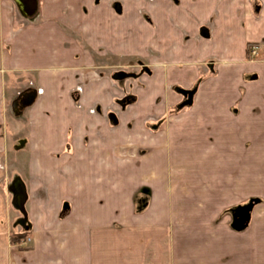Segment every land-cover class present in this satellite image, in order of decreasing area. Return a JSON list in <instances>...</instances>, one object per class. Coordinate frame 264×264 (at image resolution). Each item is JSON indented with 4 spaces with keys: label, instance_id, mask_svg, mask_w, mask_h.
Listing matches in <instances>:
<instances>
[{
    "label": "crops",
    "instance_id": "0c3cea01",
    "mask_svg": "<svg viewBox=\"0 0 264 264\" xmlns=\"http://www.w3.org/2000/svg\"><path fill=\"white\" fill-rule=\"evenodd\" d=\"M127 58L149 69L135 95L110 71ZM0 264H264V0H0Z\"/></svg>",
    "mask_w": 264,
    "mask_h": 264
},
{
    "label": "rangeland",
    "instance_id": "374dc122",
    "mask_svg": "<svg viewBox=\"0 0 264 264\" xmlns=\"http://www.w3.org/2000/svg\"><path fill=\"white\" fill-rule=\"evenodd\" d=\"M132 48H134V47H131V48L128 47V50L134 52L135 50L132 49ZM110 63H113V64L116 63L117 64L118 62H116V61L113 62V60L110 59ZM119 64L120 65H124V67L121 68V69H118V70H110V71H113V73L115 72V74L112 76V78L120 80L118 82V85L121 86V89L122 88L124 90L125 89H127V90L129 89L130 91H132V94L135 95L136 94V90L138 89L137 87L141 86L140 80H139V76L142 75L143 73L147 72V70H149V69L147 68L145 62L141 61V60H138V58H135V60L134 59L129 60V58H127V59H124L123 61L119 62ZM132 101H133L132 99L126 98V99L122 100V102H121L122 104H120V105H123V107H124V105L131 104ZM186 102L187 101L185 100L184 103H183L184 105L181 106L182 108L187 105V104H185ZM31 110H32V107L29 108L26 111L25 115L22 116V118L20 117L19 119H15L14 117H10L12 123L9 124L10 126H9V133L8 134L11 137V141H10L11 144L13 142L12 136H14V134L16 133L15 132V127H16L15 125H17V126L19 125L20 126L19 130L22 131V133H24V132L26 133V131L29 132V129H30V118H29V116H30ZM140 110H142V109H140ZM178 110H179V108H178ZM98 111L97 110H93L92 113L93 114H95V113L97 114ZM101 111L102 110H100V112ZM160 126H159V128H160ZM95 143H98V141H96ZM213 143L214 142H212V141H208L207 145L209 147H211V145ZM95 147H97V144L95 145ZM14 148H15V146H13V148L11 146V151H10L11 153L9 154V158L8 159L10 160V162H13V163L15 161H17V160H21L20 168H24L25 169L23 173H17V174H14V175H16V176L20 175V177H22L24 179H27L25 171L27 170L28 165H29V152L27 151L29 149L22 150V151H15ZM217 149H218V147L217 148H213L209 152L206 151L207 156H213V155L217 154L218 153V151H216ZM130 151H132L133 153H136L134 150H130ZM167 158H168L169 162L172 161L170 157L167 156ZM223 159H225V158H223ZM179 168H181V171L185 170L188 174L200 175L202 177V180H201L202 183L204 181L205 182L210 181V183H212V181L215 180V179H226V180H228V175H229V174L227 175V172H225V173H218V174L210 176V175H208L206 173V171H203L204 173L198 174L194 170V161H193V159H189V162L187 161V164L181 165ZM14 195H15V193H14ZM14 201H15V198H14ZM252 203L255 204V202H252ZM15 204H13V209L19 211V209L17 207V203H15ZM250 205H251V203L248 206H246V207H249ZM235 214H236V212H235ZM32 243H33L32 239L30 238L29 241L27 243H25L23 246H30V245H32Z\"/></svg>",
    "mask_w": 264,
    "mask_h": 264
},
{
    "label": "water",
    "instance_id": "95a60500",
    "mask_svg": "<svg viewBox=\"0 0 264 264\" xmlns=\"http://www.w3.org/2000/svg\"><path fill=\"white\" fill-rule=\"evenodd\" d=\"M19 8L22 10L25 16L32 17L36 14L38 9V0H16ZM202 37L208 39L210 37V32L208 29L203 28L201 30ZM195 92L190 91H184L182 90L180 94H182L184 97H187V105H192L193 98H194ZM38 93L36 91H28L22 93L13 103L12 108L15 116L19 117L22 115L24 110L31 107L36 99H37ZM111 119L116 118L114 114L110 116ZM23 144L18 147V149H22ZM27 193L24 186L19 185L15 190V203H17L18 209L23 214L24 218H27V212L25 209V204L27 201ZM255 204L252 203L249 207L240 208L235 216L234 221V228L238 231H243L247 228L251 214L254 210Z\"/></svg>",
    "mask_w": 264,
    "mask_h": 264
},
{
    "label": "trees",
    "instance_id": "16d2710c",
    "mask_svg": "<svg viewBox=\"0 0 264 264\" xmlns=\"http://www.w3.org/2000/svg\"><path fill=\"white\" fill-rule=\"evenodd\" d=\"M254 202H258V200H255ZM28 239V233L24 232L21 234H14L11 236V243L16 246H21L23 242H25Z\"/></svg>",
    "mask_w": 264,
    "mask_h": 264
},
{
    "label": "built area",
    "instance_id": "2783aa9c",
    "mask_svg": "<svg viewBox=\"0 0 264 264\" xmlns=\"http://www.w3.org/2000/svg\"><path fill=\"white\" fill-rule=\"evenodd\" d=\"M250 54L251 56L254 58L258 55V47L257 46H252L250 48ZM30 238H28L25 242L22 243V245H24L25 243H27L29 241Z\"/></svg>",
    "mask_w": 264,
    "mask_h": 264
},
{
    "label": "flooded vegetation",
    "instance_id": "af4514ba",
    "mask_svg": "<svg viewBox=\"0 0 264 264\" xmlns=\"http://www.w3.org/2000/svg\"><path fill=\"white\" fill-rule=\"evenodd\" d=\"M183 97H184V96H183ZM184 99H185L186 101H188L187 97H184ZM186 104H187V102H186Z\"/></svg>",
    "mask_w": 264,
    "mask_h": 264
}]
</instances>
